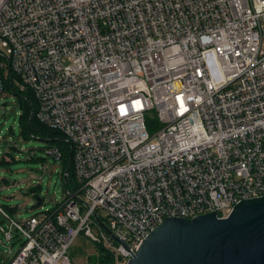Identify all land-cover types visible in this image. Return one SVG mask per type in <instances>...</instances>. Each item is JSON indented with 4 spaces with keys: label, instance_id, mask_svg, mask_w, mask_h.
<instances>
[{
    "label": "built area",
    "instance_id": "2783aa9c",
    "mask_svg": "<svg viewBox=\"0 0 264 264\" xmlns=\"http://www.w3.org/2000/svg\"><path fill=\"white\" fill-rule=\"evenodd\" d=\"M5 69L71 146L75 182L40 217L0 206L21 240L0 264H74L81 232L126 264L167 218L264 197V0H0V95Z\"/></svg>",
    "mask_w": 264,
    "mask_h": 264
},
{
    "label": "rangeland",
    "instance_id": "374dc122",
    "mask_svg": "<svg viewBox=\"0 0 264 264\" xmlns=\"http://www.w3.org/2000/svg\"><path fill=\"white\" fill-rule=\"evenodd\" d=\"M1 75L6 82L7 69L2 70ZM13 76L16 86L17 79ZM9 85L6 83L0 95V206L17 220H27L33 216L40 217L63 202L65 186L61 174L66 168L63 160L55 159L47 152L60 146L57 139L51 141L48 134L37 132L33 127L29 133L20 122L21 109ZM146 117L154 119V114L147 113ZM37 198L42 201L39 207H35ZM9 209L16 211L12 214ZM104 215L99 210L100 220L108 224ZM92 232L100 237L97 226L92 225ZM106 236L109 237L108 234ZM20 242L7 243L0 232V262L8 259ZM95 253L94 244L83 232L70 249L74 264H90L88 257ZM117 264H124V261L118 260Z\"/></svg>",
    "mask_w": 264,
    "mask_h": 264
},
{
    "label": "water",
    "instance_id": "95a60500",
    "mask_svg": "<svg viewBox=\"0 0 264 264\" xmlns=\"http://www.w3.org/2000/svg\"><path fill=\"white\" fill-rule=\"evenodd\" d=\"M35 201L41 206V199ZM95 221L113 238L106 226ZM126 264H264V197L242 200L224 219H218L217 213L167 218Z\"/></svg>",
    "mask_w": 264,
    "mask_h": 264
},
{
    "label": "trees",
    "instance_id": "16d2710c",
    "mask_svg": "<svg viewBox=\"0 0 264 264\" xmlns=\"http://www.w3.org/2000/svg\"><path fill=\"white\" fill-rule=\"evenodd\" d=\"M13 77V74L9 75L7 78V81L4 82V89L6 88V83L10 84V91L12 95L16 97V100L19 104V108L21 109L20 114V122L23 124V126L28 130L30 133L31 128L33 127L34 130L37 132H44L48 134L51 138V141H54V139H57L56 142L60 144L59 147H57L58 151L60 152V159L63 160L65 163V171L67 173V179L64 181L65 188H72L74 186L75 182V175L73 171L72 161H71V146L64 140V137L59 132L49 130L43 125H41L35 118L34 112L36 108V101L33 98V95L31 92H20L15 85L11 82V79ZM147 130L150 133H153L155 129L158 127L156 118L154 119H148L146 117L145 119ZM42 205V204H41ZM57 205L52 210H49V212H52L56 209ZM37 205H35L36 207ZM15 209H9V212L14 214ZM96 253L89 256V263L90 264H116V260L114 257V254L107 251L105 248H103L101 245H95Z\"/></svg>",
    "mask_w": 264,
    "mask_h": 264
}]
</instances>
